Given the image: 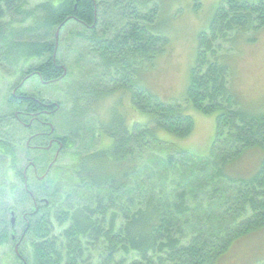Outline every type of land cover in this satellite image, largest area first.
Here are the masks:
<instances>
[{"label": "trees", "instance_id": "trees-1", "mask_svg": "<svg viewBox=\"0 0 264 264\" xmlns=\"http://www.w3.org/2000/svg\"><path fill=\"white\" fill-rule=\"evenodd\" d=\"M159 9L152 0H0V81L18 78L0 114V247L13 251L10 264H216L237 239L264 232V110L242 104L228 57L242 35L264 27V0L219 1L185 94L168 101L140 84L167 41ZM68 22L82 26L71 38L85 40L81 49L115 82L69 93L73 115L22 87L30 79L47 91L68 78L55 37ZM109 96L117 106L100 125L108 146L81 149L83 120ZM126 98L142 121L121 112ZM188 106L216 112L204 154L159 136L192 133ZM53 127L62 133L47 148ZM150 149L168 152L160 171Z\"/></svg>", "mask_w": 264, "mask_h": 264}, {"label": "rangeland", "instance_id": "rangeland-1", "mask_svg": "<svg viewBox=\"0 0 264 264\" xmlns=\"http://www.w3.org/2000/svg\"><path fill=\"white\" fill-rule=\"evenodd\" d=\"M153 3L160 5L159 29L166 36L167 41L162 53L156 58L155 66L147 69L141 77L140 84L148 88L152 93L157 94L162 100H179L185 94L188 83L190 69L195 64L197 56L198 36L202 31L209 27L211 18L220 0H152ZM162 9V10H161ZM80 24L68 22L63 29L56 31L55 37L61 33L60 42L56 41L58 46L57 56L59 60L65 61L68 78L58 82L54 87L50 86L47 91H42L35 80H22L20 84L25 90L30 91L37 96H43L45 101L51 102L56 106V111L72 112V115L78 112L77 108L69 105V93L77 90V93L84 87L109 89L115 86L114 76L103 77L99 62L95 56L89 54V50L83 46L85 40L79 35L71 38V33L81 31ZM79 37L81 40L74 39ZM58 40V35H57ZM234 51L228 55L230 57V68L232 70V87L242 100V104L252 110H264V27L254 31L249 35H242ZM5 77H8L11 68L6 69ZM116 78H118L116 76ZM18 78H2L0 81V114L6 110L4 92L11 88L13 90L14 81ZM9 82V83H7ZM31 82H34L33 88ZM88 82V83H86ZM30 84V89L28 85ZM88 84V85H87ZM87 85V86H85ZM79 86V87H78ZM90 88V89H92ZM112 106H117L114 99L109 96L106 100L98 102L94 110L88 113V117L83 120L81 133L85 138L81 149H95L106 147L109 144V137L100 134L101 121L106 118L108 111ZM124 106L119 109L124 111L130 120V124L142 121L144 115L136 109L130 100L126 98ZM188 113L194 119V129L192 133L185 137H176L170 132L159 131V136L164 140L174 141L184 149L198 154H204L208 151L216 129V112L203 113L194 107H187ZM64 121L67 128V119L61 116L59 122ZM80 124L76 127L77 132ZM55 138H50V144L57 143V136L62 133L61 130L51 129ZM29 139V138H28ZM26 139V142H28ZM56 141V142H55ZM32 144V141L31 143ZM35 145V144H32ZM42 146V145H40ZM59 149H55L53 161L56 160ZM250 151L245 155L243 165L248 169L252 167L249 161ZM168 152L157 150H148L147 157L155 159L153 169L160 171L164 159ZM170 154H173L172 151ZM176 156V155H174ZM64 162V161H63ZM54 163H59L54 162ZM35 176L45 177V171L33 170ZM176 175L172 168L166 172V176ZM17 250L23 248L20 246V240H17ZM8 256V257H7ZM13 251L6 246L0 247V264L13 262ZM6 258L8 262L6 263ZM264 259V232H252L237 239L232 245L230 251L216 264H261ZM14 263V262H13Z\"/></svg>", "mask_w": 264, "mask_h": 264}, {"label": "flooded vegetation", "instance_id": "flooded-vegetation-1", "mask_svg": "<svg viewBox=\"0 0 264 264\" xmlns=\"http://www.w3.org/2000/svg\"><path fill=\"white\" fill-rule=\"evenodd\" d=\"M29 142V141H28ZM30 146H32V145H30ZM51 146V144H50V142H49V146L48 147H50Z\"/></svg>", "mask_w": 264, "mask_h": 264}, {"label": "water", "instance_id": "water-1", "mask_svg": "<svg viewBox=\"0 0 264 264\" xmlns=\"http://www.w3.org/2000/svg\"><path fill=\"white\" fill-rule=\"evenodd\" d=\"M12 221H14V218H12Z\"/></svg>", "mask_w": 264, "mask_h": 264}]
</instances>
